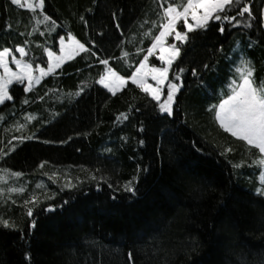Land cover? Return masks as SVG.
I'll use <instances>...</instances> for the list:
<instances>
[{"label":"trees","instance_id":"trees-1","mask_svg":"<svg viewBox=\"0 0 264 264\" xmlns=\"http://www.w3.org/2000/svg\"><path fill=\"white\" fill-rule=\"evenodd\" d=\"M161 3L45 0L52 30L51 21L37 24L40 10L0 0V49L20 58L15 48L24 47L33 67L46 68L44 48L59 53V36L68 32L90 49L30 92L13 82V100L0 104V217L18 226L0 225V264H264V195L255 191L264 188L260 169L249 166L247 146L219 127L209 107L228 91L234 51L236 60L241 52L251 57L254 78L264 80V0H242L252 16H237L240 25L212 21L208 30L189 33L194 39L169 73L180 83L176 68L187 69L172 116L159 113L131 82L115 95L97 83L103 59L122 75L135 70L129 63L138 65L158 34ZM153 22V35L145 37ZM22 136L31 139H15ZM128 181L135 193L125 190ZM21 186L23 193L8 192ZM33 195L38 203L25 205ZM52 204L56 210L46 211Z\"/></svg>","mask_w":264,"mask_h":264},{"label":"snow or ice","instance_id":"snow-or-ice-1","mask_svg":"<svg viewBox=\"0 0 264 264\" xmlns=\"http://www.w3.org/2000/svg\"><path fill=\"white\" fill-rule=\"evenodd\" d=\"M242 0H162L160 7L162 13L160 15V22L158 25V34L154 35L151 45L147 48V54L143 56V59L139 60L138 65L129 63V67L135 68L130 75H122L114 67L109 64L108 59L100 61L104 65L103 71L99 74L97 83L103 86L104 89L113 95L118 91L125 88L129 81L136 85L143 93L151 97L156 102L155 107L158 108L159 113L167 114L168 116L174 115V102L176 100L177 93L181 90L182 74L187 71L184 67L176 68L175 80L181 81L176 83L170 79V70L174 68L175 62L181 56L182 46L190 43L194 38L189 33H194L200 30H208L210 22H227L228 24L240 25L241 20L237 19V16H244L248 14L249 19L252 16V9L248 4H243L240 7ZM13 5H19L22 8L31 10L33 13L37 9L40 10V14L43 19H38L37 24H43L46 21H51L53 29L55 28V21L50 15L44 12L45 0H11ZM166 4V6H165ZM235 10L236 14L232 12ZM83 20L84 17L81 16ZM191 21V22H190ZM181 25L183 31L178 28ZM143 26V25H141ZM251 25L249 24V27ZM10 27V25H9ZM117 28H120V24L117 23ZM157 25L153 22V28H150L144 35L145 37L153 35V29ZM220 32L225 31V23H220ZM23 35V33H21ZM43 35V33H41ZM173 36V43H167V38ZM66 44L65 37L59 36V53L53 51L51 47H45L44 52L47 53V67H42L39 64L33 68V63L24 57L27 55L24 47L17 45L16 52H19L20 58H17L13 53V49L5 46L0 49V68L3 69V74H0V104L6 101L13 100V95L9 91V86L13 85V82H19L24 84V91L30 92L33 88V82L40 84L41 79L49 74H54L56 69H59L65 60L73 59L80 52L90 51L84 43L78 40L71 32L67 33ZM143 42V41H142ZM179 42V43H176ZM94 43V42H93ZM167 46L168 51H165ZM248 47H251L249 45ZM157 50L158 53H157ZM144 49L137 48V54L142 53ZM156 55L160 61V65L157 66L154 62H149V57ZM121 56L127 58L129 53L122 51ZM234 57L233 63L236 64L234 73L229 77L227 83L228 91L224 94L223 98L219 99L217 104L210 105L215 113V120L219 127L225 132L230 133L232 137L244 142L247 146L248 155L252 157L249 166H255L260 169L259 179L264 182V80L257 81L254 78V62L251 57H246L243 52L239 55L238 60L235 59L236 51L232 53ZM15 64V70L10 66V60ZM205 69L209 66L204 65ZM38 70L39 75H35V71ZM193 76H197V69H191ZM149 79L154 83H150ZM167 82V83H166ZM166 91V99L162 100L164 95V89ZM84 89L81 88L76 93L79 95ZM43 99V97H40ZM23 103H28L27 99ZM139 111V109H136ZM120 116L124 119H128L126 113H121ZM2 118V117H0ZM28 120L34 119V116L28 115ZM19 128H23L24 125H19ZM141 126V131H143ZM15 139L24 140L31 139V137H16ZM71 139V138H69ZM139 143L143 144L141 140ZM13 146L11 150H14ZM252 149L256 150V155L253 156ZM228 148L226 151H232ZM7 155V153H5ZM244 162L235 164L234 167L239 168ZM43 162L40 167H43ZM9 171V170H4ZM13 176L20 177L23 174L21 172H13ZM55 175V173L53 174ZM95 179V176H93ZM103 179V177L101 178ZM138 179V178H137ZM5 177L0 175V181H4ZM39 187V185H38ZM66 187H73L72 184H66ZM99 187V185H98ZM109 187L113 185L109 184ZM125 190L135 193L137 190L131 186V182H125ZM25 188L23 186L16 188L12 187L8 189L10 193H23ZM259 195H264V188L257 187L255 189ZM4 192L3 188H0V194ZM15 203V201H13ZM25 205L38 203V199L35 195L32 196L31 201H25ZM68 203V201H64ZM56 205H48L46 211L52 212L56 210ZM62 207V206H61ZM27 215L33 217V207L27 208ZM0 225L6 229H16L18 226L10 219L0 217ZM33 228L36 227V221L33 219ZM27 258L30 260V254H27ZM129 260H133L131 252L128 254Z\"/></svg>","mask_w":264,"mask_h":264},{"label":"rangeland","instance_id":"rangeland-1","mask_svg":"<svg viewBox=\"0 0 264 264\" xmlns=\"http://www.w3.org/2000/svg\"><path fill=\"white\" fill-rule=\"evenodd\" d=\"M10 1H11V0H10ZM18 6H19V5H18ZM21 8H22V7H21ZM37 11H39V9H37ZM262 18H263V25H264V7H263V11H262ZM190 22H191V21H190ZM178 28H179L180 30H182V31L184 30V29L182 28L181 25H178ZM65 41H66V44H67V43H68L67 38H65ZM173 42H175L173 36H170V37L167 38V43H173ZM59 48H60V44H59V39H58V49H59ZM158 51H159V50H157V53H158ZM165 51H166V52L168 51L167 46H165ZM18 53H19V52H18ZM19 55H20V54H19ZM46 56H47V53H46ZM9 60H10L9 66H10L13 70H15V64L11 62L10 57H9ZM65 61H66V60H65ZM149 62H150V63H153V62H154L157 66L160 65V61L158 60V58H157L156 55L150 56V57H149ZM33 68L35 69V67H33ZM0 74H3V69H2V68H0ZM34 74H35V75H39L38 70H36ZM129 82H131V81H129ZM149 82H150V83H154L153 81H151V79H149ZM26 83H27V81L24 82V84H26ZM34 85H36L35 82H33V86H34ZM106 90H107V89H106ZM162 96H163V95H162Z\"/></svg>","mask_w":264,"mask_h":264}]
</instances>
